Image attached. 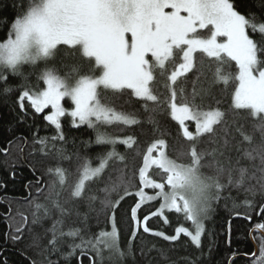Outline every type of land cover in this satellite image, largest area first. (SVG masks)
<instances>
[{"label": "snow or ice", "instance_id": "6c2138e0", "mask_svg": "<svg viewBox=\"0 0 264 264\" xmlns=\"http://www.w3.org/2000/svg\"><path fill=\"white\" fill-rule=\"evenodd\" d=\"M239 8L235 0H29L26 10L11 23L7 38L0 41V83L7 85L5 70L22 76V65L47 62L60 51L59 46H66V55L77 60L64 74L45 67L40 76L45 85L42 90L33 92L26 84L21 85L24 90L18 97L20 108L24 109L25 101L37 113L51 107L52 111L44 119L55 126L56 135L51 137L53 146L66 139L60 119L65 115L72 118L74 126L77 122L86 124L94 131L95 140L88 144L110 146V150L97 153V167H92L87 157L77 154L76 178L70 184L67 170L59 166L69 157L63 148L55 150L56 166L47 169L53 177L48 184L49 196L45 203H33L32 219L33 224L41 223L53 208L60 213V218L46 230L52 233L49 244L53 248L62 237L80 234L79 228L59 231L58 226L69 214L65 205L79 198L92 210L97 197L85 195L86 182L93 178L100 180L110 163L115 165L117 161L123 167L115 168L117 180L109 177L101 189L105 197L100 201V211L105 215L111 212L112 230L99 233L95 244L82 240L80 245H70L72 251L68 256L85 243L91 244L97 255H101L98 245L102 244L109 250L113 264H118L125 255H132L131 247L127 251L120 249L115 223L117 207L132 195L138 198L130 209L131 220L136 225L132 239L143 225L145 233H153L167 241H176L181 234L186 235L197 247L205 231L203 221L226 187L240 188L255 180L264 195V9L257 16L251 10L242 12ZM205 60L210 61L208 69L212 79L206 88L197 91L195 83L203 75ZM233 62L236 71H228ZM194 69L198 75L189 98L185 89L177 85ZM158 77L164 80L162 94H157L154 87ZM216 84H223L222 92L231 96L229 109L232 112L246 110L254 119L251 132L245 131L243 125L228 124V113L221 110L220 101L212 94V86ZM13 90L5 86L2 91L8 94ZM125 96H134L144 102V111L148 113L146 121L152 125L154 135L159 133V138L146 150L138 147L133 135L122 137L105 130L109 126L141 123L136 112L117 109L116 105ZM66 97L73 105L71 111L62 104ZM198 98L200 103H196ZM206 100H213L216 106L206 105ZM148 102L154 106L149 107ZM161 114L170 115L186 138L187 147L182 148L176 158L168 155L166 132L157 119ZM188 122H194V131L189 129ZM233 127L241 138L235 144V150L241 154L235 164L231 156L224 154V148L229 145L224 137L232 134ZM38 143L46 147L48 138ZM202 143L215 146L209 150L201 148ZM117 144L126 146V152L135 149L136 157H142V165L138 170L134 166L131 175L127 172L126 155L116 151ZM245 144L247 147H242ZM206 157L211 158L207 163ZM184 160L187 162H182ZM242 160L249 162L251 173L249 165ZM204 168L214 174H205ZM137 171L138 184L134 185ZM224 176H227V184L221 182ZM134 186L133 193L130 189ZM256 186H249L246 191L255 195ZM146 188L154 190V194L148 195ZM65 189L69 199L61 202L60 193ZM112 193L116 194L115 200L111 198ZM146 201H157L159 207L142 219L138 218V209ZM244 203L252 206L248 199ZM165 210L183 214L194 228L177 226L173 235L149 228L148 221L152 217H163V223H169ZM261 212L264 213V206ZM76 215L87 221V214L77 212ZM21 217L27 220L22 213ZM257 229H264V223L257 225ZM16 231L19 233L21 229ZM259 253L256 264H264V243L260 244Z\"/></svg>", "mask_w": 264, "mask_h": 264}, {"label": "trees", "instance_id": "16d2710c", "mask_svg": "<svg viewBox=\"0 0 264 264\" xmlns=\"http://www.w3.org/2000/svg\"><path fill=\"white\" fill-rule=\"evenodd\" d=\"M29 0H0V41L7 38L11 23L19 14L26 10ZM240 5L238 10L247 12L251 10L257 16L261 15L264 9V0H235ZM253 38H256L255 36ZM60 51L46 63V67L59 70L64 74L69 68L77 63L71 55H66L67 47L59 46ZM200 60L199 54L196 56ZM210 61H204L203 75L199 82L195 83L197 91L201 87H207L212 79V72L208 69ZM43 63L36 65L25 64L20 68L23 75H14L9 70L4 71L7 77V85L0 83V264H113L109 259L110 252L103 245H98L101 255H97L91 244H95L97 236L102 231L112 230L111 212L105 215L100 211V201L104 199L105 193L101 191L108 183L109 177L112 181L117 180L118 173L115 168L123 167L117 161L115 165L110 163L109 167L102 173L100 180L93 178L86 182L87 195H95L96 201L90 210L84 200L76 199L74 203L66 204L69 214L66 215L64 223L58 226L59 231L68 232L69 228H79L80 234L75 237L64 236L58 240L55 248L49 244L52 238L51 232H46L52 227L53 221L60 218V213L54 208L50 215L42 219L41 223L33 224V203H45L49 196L48 184L53 179L47 172L49 167L56 166L57 158L55 150L63 148L65 155L69 158L60 162L59 166L68 172V183L75 178L78 161L77 154L87 157L91 166H98L99 161L95 159L97 153L110 150L109 145H97L87 142L95 140V133L86 124L73 125L69 116L61 119L62 128L66 137L65 141H57L55 146L51 137L56 135L55 126L44 119L45 111L37 113L25 101L24 109L19 106L18 97L24 89L21 85H27L32 91L40 89L43 83L40 73ZM200 65L197 64V69ZM235 72V63L227 69ZM198 75L197 70L188 73L186 78H181L177 87H183L185 94L191 97L194 82ZM25 77L27 80L25 81ZM10 86L14 90L8 94H3V88ZM157 94L165 92L164 80L157 78L154 86ZM223 84L212 86V94L215 100H219V107L228 114L226 120L230 126L243 125L245 131L251 132L254 119L250 117L246 110L232 112L229 109L231 96L225 92ZM130 91V90H129ZM126 101V103H124ZM143 101H139L134 96H125L123 101L116 105L118 110L136 112L141 123L135 126H109L105 130L109 133L123 136L133 135L138 140V147L146 150L147 146L156 138L159 133L153 134V127L146 121L148 113L144 111ZM149 103V107L154 105ZM196 103H200L199 98ZM211 103L216 106L213 100H206L205 104ZM161 129L166 132L164 138L168 143V155L176 158L182 148H186V138L179 131L178 123L170 115L161 114L157 116ZM188 124L193 126V122ZM223 136V133H220ZM233 135L235 139H233ZM48 138L46 147H42L38 141ZM229 140V145L224 148L225 157L231 156L232 163L235 164L240 153L235 150L236 141L240 136L235 133L224 137ZM258 139V133H257ZM223 145V139L220 140ZM215 145L201 144V148L209 150ZM242 147H247L243 145ZM116 151L125 154L127 157V172L131 175L133 167L138 170L142 165V157H136L135 149L126 152V146L117 144ZM211 158L206 157L205 163ZM182 162H187L186 160ZM227 164V159H225ZM243 164L249 165L247 160H242ZM258 163V161H257ZM250 173L252 171L249 165ZM205 174H214L208 168L202 169ZM258 175V173H257ZM157 178V177H153ZM221 182L227 184V176L222 177ZM134 185L138 184V171ZM249 186H256V181L252 180L243 187L237 188L229 185L221 193V198L211 205L207 218L204 220L205 231L201 236L199 247L191 242L190 237L181 234L176 241H167L153 233H145L143 225L137 230L135 239H132V231L136 229L135 222L131 220L130 209L138 200L134 195L126 197L117 207L115 223L118 229L119 247L122 251L132 249V255H125L118 264H256L260 259L259 246L264 243L263 237L254 234L253 239L257 245V255L252 259H246L242 255L249 256L254 252V245L250 237V230L254 225L260 224V219L264 220V213L261 206H264V195L259 191L258 186L255 195L246 191ZM37 189H42L38 192ZM136 187L130 189L133 193ZM111 198L116 199V194L112 193ZM60 201L69 199V192L65 189L60 193ZM251 201L252 206L245 205V200ZM159 207V202L152 201L144 203L138 209V218L150 214ZM87 214V221L78 218L76 213ZM27 217L25 221L21 217ZM41 215L43 213L41 212ZM169 223H163V217H152L148 221V227L155 231H164L167 235H173L177 226H184L190 230L193 228L190 221H186L183 214L175 211H165ZM21 231L18 233L16 229ZM13 237H18L13 239ZM88 242L82 247L72 251L70 245H80L81 241ZM103 257V259L101 258Z\"/></svg>", "mask_w": 264, "mask_h": 264}, {"label": "rangeland", "instance_id": "374dc122", "mask_svg": "<svg viewBox=\"0 0 264 264\" xmlns=\"http://www.w3.org/2000/svg\"><path fill=\"white\" fill-rule=\"evenodd\" d=\"M50 59H51V58H50ZM38 62H42V63H43V66L46 67V63H47V62H45V61H37V63H38ZM45 67H43L41 73L43 72V70L45 69ZM41 73H40V76H41ZM41 81H42V79H41ZM42 83H43V81H42ZM44 87H45V85H44V83H43V86H42L40 89H33V92H35V91H37V90H42ZM62 104H63L64 108H65L67 111H71L73 105H72V103H71V101H70L69 98L66 97V98L64 99V101H62ZM44 111H45V115H48V114L52 111V109H51V107L49 106V108H46ZM65 116H69V115H65ZM69 117H70V116H69ZM62 118H63V117H61L60 119H62ZM70 118H71V117H70ZM71 120H72V118H71ZM188 123H189V122H188ZM77 125H82V124H78V122H77ZM188 125H189V129H190L191 131H194V130H195L194 122H193V126L190 125V124H188ZM92 167H97V166H92ZM145 192H146L148 195H153V194H154V190H152V189H148V188L145 189ZM148 202H152V201H146L145 203H148ZM165 211H166V210H165ZM203 223H204V221H203ZM192 227L194 228V225H193V224H192ZM193 228H192V229H193Z\"/></svg>", "mask_w": 264, "mask_h": 264}, {"label": "water", "instance_id": "95a60500", "mask_svg": "<svg viewBox=\"0 0 264 264\" xmlns=\"http://www.w3.org/2000/svg\"><path fill=\"white\" fill-rule=\"evenodd\" d=\"M255 232H261V233H262L261 229L252 228V229L250 230V237H251V240H252L253 245H254V252H253V254H251V255H249V256L242 255V256L245 257L246 259H252V258L256 255V253H257V247H256V244H255V242H254V240H253V234H254ZM262 235L264 236V234H262ZM228 264H231V260L229 261Z\"/></svg>", "mask_w": 264, "mask_h": 264}, {"label": "flooded vegetation", "instance_id": "af4514ba", "mask_svg": "<svg viewBox=\"0 0 264 264\" xmlns=\"http://www.w3.org/2000/svg\"><path fill=\"white\" fill-rule=\"evenodd\" d=\"M261 223H264V220H262V219H260V224ZM257 225H259V223L257 224ZM257 225H254L252 228H257ZM261 231H262V233L261 232H255L254 234L255 235H257L258 237H263L264 238V236L262 235V234H264V229H261ZM254 234H253V236H254ZM254 240V239H253ZM255 242V241H254ZM256 247H257V245H256ZM257 252H258V249H257ZM256 255H257V253H256ZM255 255V256H256ZM254 256V257H255Z\"/></svg>", "mask_w": 264, "mask_h": 264}]
</instances>
